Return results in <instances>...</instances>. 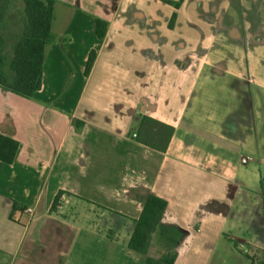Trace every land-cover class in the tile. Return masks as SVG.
<instances>
[{
	"label": "crops",
	"instance_id": "1",
	"mask_svg": "<svg viewBox=\"0 0 264 264\" xmlns=\"http://www.w3.org/2000/svg\"><path fill=\"white\" fill-rule=\"evenodd\" d=\"M53 1L42 89L28 99L0 87V133L19 143L13 164L0 161V264H253L264 0ZM9 13L13 47L24 26L13 35ZM144 116L175 128L165 153L137 142ZM149 195L168 206L142 255L128 244Z\"/></svg>",
	"mask_w": 264,
	"mask_h": 264
},
{
	"label": "trees",
	"instance_id": "2",
	"mask_svg": "<svg viewBox=\"0 0 264 264\" xmlns=\"http://www.w3.org/2000/svg\"><path fill=\"white\" fill-rule=\"evenodd\" d=\"M24 4V29L21 38L13 46V57L8 60L4 55L6 35L4 24L8 18L11 0H0V87L20 95L33 98L42 89L45 61V49L51 37L54 14L53 0H21ZM184 0H182L183 2ZM180 4L176 5L179 9ZM177 14L174 13L170 27L174 26ZM108 26L101 20L96 21V34L103 39ZM96 61V53L91 52L85 75L88 77ZM175 128L158 122L148 116L141 119L137 133V142L152 150L165 153L174 136ZM19 150V143L0 133V161L13 164ZM64 195L60 192L53 204L52 212H57L60 200ZM143 211L135 221V229L128 247L142 255H148L153 236L160 226L168 203L157 196L149 195L143 201ZM19 209L18 206L14 211ZM239 245L236 243V247ZM177 255H167L160 260L147 259V264H175ZM254 264V263H253Z\"/></svg>",
	"mask_w": 264,
	"mask_h": 264
},
{
	"label": "rangeland",
	"instance_id": "3",
	"mask_svg": "<svg viewBox=\"0 0 264 264\" xmlns=\"http://www.w3.org/2000/svg\"><path fill=\"white\" fill-rule=\"evenodd\" d=\"M11 11L9 13V24H10V29L9 31L15 35L18 36L23 29L24 26V22H25V15H24V4L21 0H11ZM5 34V33H4ZM7 40V39H6ZM4 55L7 56L8 60H11L13 57V47L11 44H7L4 47ZM252 165V164H251ZM257 198L258 200L261 201L260 203V207L257 211L260 212V217H262V214L264 212V190L262 191V189L259 191V193L257 194ZM254 203L252 202V205ZM95 211L98 217V220L101 221L99 224L100 225H104V224H108L111 223L112 221V215L105 213L102 210H98L97 208L93 209ZM252 213H256V208L254 206L250 207L249 209ZM251 218V217H248ZM258 222H254V221H250L249 223V229L247 230L250 235H255L258 232ZM174 237H176L173 234ZM261 239H263V235L260 237ZM250 254H251V258L254 261V264H264V250H250Z\"/></svg>",
	"mask_w": 264,
	"mask_h": 264
},
{
	"label": "built area",
	"instance_id": "4",
	"mask_svg": "<svg viewBox=\"0 0 264 264\" xmlns=\"http://www.w3.org/2000/svg\"><path fill=\"white\" fill-rule=\"evenodd\" d=\"M248 163V160L247 159H243L242 160V164H247ZM25 213L32 216L34 214V209L33 208H27L25 210Z\"/></svg>",
	"mask_w": 264,
	"mask_h": 264
}]
</instances>
